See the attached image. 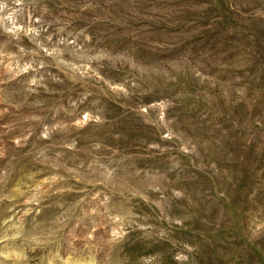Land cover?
Listing matches in <instances>:
<instances>
[{"label":"rangeland","instance_id":"rangeland-1","mask_svg":"<svg viewBox=\"0 0 264 264\" xmlns=\"http://www.w3.org/2000/svg\"><path fill=\"white\" fill-rule=\"evenodd\" d=\"M0 264H264V0H0Z\"/></svg>","mask_w":264,"mask_h":264}]
</instances>
